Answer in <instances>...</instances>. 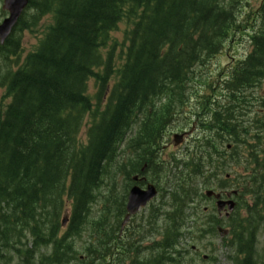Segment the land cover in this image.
Here are the masks:
<instances>
[{
  "label": "trees",
  "instance_id": "16d2710c",
  "mask_svg": "<svg viewBox=\"0 0 264 264\" xmlns=\"http://www.w3.org/2000/svg\"><path fill=\"white\" fill-rule=\"evenodd\" d=\"M30 6L35 10L31 23L22 25L21 18L0 47V60H18L17 32L52 15L53 23L45 27L34 51L3 81L11 99L0 110V264H68L71 237L81 236V227L91 228L88 250L100 252L92 258L106 259L112 231L101 220L103 208L116 204L117 143L137 111L146 110L152 98L165 97L158 115L143 120L140 143L134 141L143 146L142 159H148L146 152L159 149L161 133L178 109L186 110L198 94L194 86L204 80L199 78L203 68L239 36H247L250 47L214 76L225 77L219 98L208 93L213 86L203 85L198 105L189 110L199 117L204 133L195 141L186 171L177 176L183 197L178 192L172 196L179 201L177 215L190 200L191 176L202 175L213 163L224 166L225 142L233 144L232 163L246 170L235 186L237 206L246 209V216L233 226H238L233 262L264 264L253 237L264 226V132L252 136L250 125H242L247 89L256 85L263 99L253 122L264 128V0H31ZM119 24H124L121 41L110 36ZM89 78L95 81L94 95L87 93ZM84 124L85 141L78 137ZM124 172L128 176L129 169ZM105 183L111 188L105 187L109 197L101 201L95 192ZM66 209L69 221L62 228ZM167 231L154 245H173ZM164 252L151 253L148 263L171 264V253L166 257Z\"/></svg>",
  "mask_w": 264,
  "mask_h": 264
},
{
  "label": "rangeland",
  "instance_id": "374dc122",
  "mask_svg": "<svg viewBox=\"0 0 264 264\" xmlns=\"http://www.w3.org/2000/svg\"><path fill=\"white\" fill-rule=\"evenodd\" d=\"M51 21L50 17H46V18H42L39 22V24L37 25L35 30L29 31H23L20 32L21 36H20V41H21V48H22V52H21V57L23 58L28 52L34 50V48L37 46L38 41L40 39V37L43 35V31L45 30V27L49 24V22ZM118 31L113 32L112 33V37L116 40H121L122 39V31L124 29V24H119L118 26ZM249 40L247 36H239L236 37L232 42L226 43V45L224 46L222 52L220 54H218L216 57L212 58L207 65L203 68V74L201 75L200 80H202L204 78V80L202 82H200L199 84H196L194 87L197 88L198 94L197 95H201V91L202 88L204 87L203 85H207L210 84L211 86L214 87L213 90H211L212 92H210V90L208 89V93H211L213 95H217L220 96V89H216V84H215V80L218 78H223V77H214L220 70H224L228 63L230 62V58L233 59H237V58H243L246 53L249 50ZM19 63H16V65ZM17 68V66L12 65V62L10 60H0V110L2 111L3 108L8 104L9 101V96L6 92V89L3 86V81L4 78L7 74H9L10 72L14 71ZM263 84V83H262ZM89 86V91H93V81L90 80L88 83ZM258 91V90H255ZM252 92L253 93V98L249 99V106L252 109V113H248L247 117H251L253 115V112L256 113L258 110V105L256 103V92ZM194 98L189 100V107L180 114L179 118L181 119V121L179 122V124L176 123L175 126H181L183 127L184 131H188L190 132L191 135L187 136L186 139L184 140V144H182L180 147H178L177 152L175 153V156H177L179 153H184L183 152V148L185 145L187 144H191L189 143V141H191V139L194 137L195 134H200V130L199 128H197L194 124L192 125V121H193V116H191V114L188 113L190 106H192L194 104ZM193 109V107H191ZM185 118V119H184ZM181 123V125H180ZM244 126H246L247 124H242ZM174 125L169 127V131H173L174 130ZM166 148H168V146H166ZM169 151H174V149L171 147L168 150H166L165 155L162 154V157L165 156L166 157V153H170ZM179 157H183L182 155H178ZM170 165V164H169ZM167 166V165H165ZM229 170L232 171L231 168H229ZM101 200L103 201V199L101 198ZM84 237L80 238L79 241L76 245L79 248L83 243ZM218 239L215 240V244H217ZM205 241H203L204 243ZM219 242V241H218ZM263 254V253H262ZM225 252H221L216 250L215 251V256L218 259V263L217 264H230L229 262L227 263L225 258H224Z\"/></svg>",
  "mask_w": 264,
  "mask_h": 264
},
{
  "label": "water",
  "instance_id": "95a60500",
  "mask_svg": "<svg viewBox=\"0 0 264 264\" xmlns=\"http://www.w3.org/2000/svg\"><path fill=\"white\" fill-rule=\"evenodd\" d=\"M27 0H4L5 8L9 11V17L5 18L0 24V40L9 33L12 25L15 23L18 15L22 8L25 6ZM154 195L153 187H149L147 191H140L138 188H133L128 196V202L126 205L127 211L130 213L134 212L140 204H144L148 199ZM227 204L229 210L233 208V202H217L218 210Z\"/></svg>",
  "mask_w": 264,
  "mask_h": 264
},
{
  "label": "flooded vegetation",
  "instance_id": "af4514ba",
  "mask_svg": "<svg viewBox=\"0 0 264 264\" xmlns=\"http://www.w3.org/2000/svg\"><path fill=\"white\" fill-rule=\"evenodd\" d=\"M2 1V0H1ZM148 182V178H146L145 176H141V177H137V184L141 187H144ZM149 209V205L146 206L145 208H143L142 213L140 215L137 216L136 214V218L131 219L130 221H136L135 225L133 226V228L131 229V232L126 235L125 233L130 229V225H128L127 227H125L123 235L125 234L126 236L131 237V239L135 242V243H142V240H147L151 237V228L149 226L148 220L146 217H141L142 214L146 213ZM120 246V243H119ZM209 246V245H208ZM207 256L206 255L204 258V260H207Z\"/></svg>",
  "mask_w": 264,
  "mask_h": 264
},
{
  "label": "bare ground",
  "instance_id": "6f19581e",
  "mask_svg": "<svg viewBox=\"0 0 264 264\" xmlns=\"http://www.w3.org/2000/svg\"><path fill=\"white\" fill-rule=\"evenodd\" d=\"M68 1V0H67ZM74 2V1H73ZM155 4V3H154ZM89 7V6H88ZM161 7V6H160ZM145 9V8H144ZM73 10V9H72ZM71 11V10H70ZM176 11V10H175ZM218 14V13H217ZM82 15V14H81ZM191 15V14H190ZM170 16V15H169ZM69 17V16H68ZM175 17V16H174ZM180 17V16H179ZM202 17V16H201ZM142 18V17H141ZM196 18V17H195ZM64 19V18H63ZM147 19V18H146ZM162 19V18H161ZM182 19V18H181ZM197 19V18H196ZM143 20V19H142ZM165 20V19H163ZM224 20V19H223ZM205 21V20H204ZM215 21V19H214ZM58 22V21H57ZM165 22V21H164ZM175 22V21H174ZM179 22V21H178ZM187 22V21H186ZM200 22V21H199ZM153 23V22H152ZM159 23V22H158ZM216 23V22H215ZM78 24V23H77ZM169 24V23H168ZM153 25V24H152ZM82 26V25H81ZM57 27V26H56ZM74 27V26H73ZM189 28V27H188ZM180 30V29H179ZM202 31V30H201ZM164 32V31H163ZM139 33V32H138ZM153 35V34H152ZM158 39V38H157ZM160 39V38H159ZM50 40V39H49ZM146 45V44H145ZM152 45V44H151ZM155 45V44H154ZM55 46V45H54ZM58 47V46H57ZM60 48V47H59ZM55 49V48H54ZM50 50V49H49ZM52 52V51H51ZM165 52V51H164ZM151 53V52H150ZM40 55V54H39ZM143 55V54H142ZM155 56V55H154ZM41 57V56H40ZM79 57V56H78ZM83 57V56H82ZM165 57V56H164ZM58 59V58H57ZM111 61V60H110ZM151 61V60H150ZM156 61V60H155ZM143 62V61H142ZM259 63V62H258ZM79 64V63H78ZM136 64V63H135ZM36 66V65H35ZM45 66V65H44ZM43 66V67H44ZM157 66V65H156ZM149 67V66H148ZM152 67V66H151ZM37 69V68H36ZM121 69V68H120ZM126 70V69H125ZM45 72V71H44ZM155 72V71H154ZM84 76V75H83ZM103 77H105L103 75ZM54 84V83H52ZM71 85V84H70ZM30 88V87H29ZM34 90V89H33ZM73 92V91H72ZM76 92V91H75ZM25 94V93H24ZM35 94V93H34ZM30 95V94H29ZM142 95V94H141ZM120 96V95H119ZM28 97V96H27ZM44 97V96H43ZM58 97V96H57ZM122 98V97H121ZM144 99V98H143ZM33 101V100H32ZM23 102V101H22ZM35 102V101H34ZM143 102V101H142ZM55 103V102H54ZM43 104V103H42ZM75 104V103H74ZM57 107V106H56ZM47 110V109H46ZM23 112V111H22ZM32 112V111H31ZM39 115V114H38ZM51 115V114H50ZM19 117V116H18ZM124 118V117H123ZM40 119V118H39ZM63 121V120H62ZM123 121V120H122ZM61 122V121H60ZM118 122V121H117ZM126 123V122H125ZM121 125V124H120ZM119 126V125H118ZM104 130V129H103ZM116 131V130H115ZM104 134V133H103ZM39 135V134H38ZM65 139V138H64ZM58 140V139H57ZM48 142V141H47ZM64 144V143H63ZM5 153V152H4ZM28 165V164H27ZM56 169V168H55ZM34 171V170H33ZM55 174V173H54ZM21 191V190H20ZM19 192V191H18ZM24 193V191H23ZM15 196V195H14ZM13 208V207H12ZM13 214V213H12Z\"/></svg>",
  "mask_w": 264,
  "mask_h": 264
}]
</instances>
